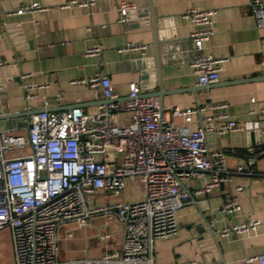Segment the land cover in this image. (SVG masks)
I'll list each match as a JSON object with an SVG mask.
<instances>
[{
    "label": "crops",
    "instance_id": "0c3cea01",
    "mask_svg": "<svg viewBox=\"0 0 264 264\" xmlns=\"http://www.w3.org/2000/svg\"><path fill=\"white\" fill-rule=\"evenodd\" d=\"M26 1L29 0H0V114L39 112L46 103L55 111L80 107L93 113L99 106L108 104L107 100L100 92L96 95L88 84L73 82L87 81L101 72L108 75L123 101L127 99L131 82L141 83L143 96L160 90H193L163 97L162 109L167 118H171L175 107L227 102L231 116L247 130L209 137V145L211 149L225 151L232 167L244 163L242 152L246 148H264V121L251 113L264 106V81H245L264 76V28H258L255 22L251 0H150L159 23H164L160 37L163 42L168 36L173 40L171 45H162L160 69L150 20L137 16L136 22L140 24L137 28L133 23H120L116 2L103 1L86 10L77 6L64 8L68 0H38L45 8L43 11L17 15ZM192 7L215 13L214 36L204 50L224 62L220 81L213 86H198L191 67L194 53L190 35L195 27L183 14ZM147 8L146 4L141 10ZM129 43L147 46L146 55L125 50ZM91 47L100 51L87 55ZM22 81L34 87L33 98H27L29 91L22 88ZM25 118L29 117H22L13 133L26 134ZM0 127L9 128L7 124ZM256 168L255 176L235 175L231 182L212 193L195 195L209 181V176L186 181L185 187L193 195V201L177 213V235L156 242V264L194 260L202 264H243L246 258L263 255V155H258ZM131 186L137 188L138 199L144 196L142 185L129 181L119 200H132ZM239 186L243 189L236 192ZM234 198L241 211L224 213V204ZM112 199L100 196L97 201ZM247 218L261 222L256 232L223 233ZM106 233L110 238L101 240L100 234ZM122 242L120 223H110L103 215L95 216L84 228L70 225L60 230L59 261L84 264L86 260L99 259L106 252L120 249ZM0 264H14L8 230L0 231Z\"/></svg>",
    "mask_w": 264,
    "mask_h": 264
},
{
    "label": "built area",
    "instance_id": "2783aa9c",
    "mask_svg": "<svg viewBox=\"0 0 264 264\" xmlns=\"http://www.w3.org/2000/svg\"><path fill=\"white\" fill-rule=\"evenodd\" d=\"M103 1L117 3L122 24H129V13L138 9L137 0H68L64 8L89 10ZM251 7L258 28H264V0H251ZM44 9L38 0H29L16 14ZM214 15V11L194 7L183 14L195 27L190 35L191 67L201 87L220 81L224 62L204 50L214 36ZM125 50L139 51L144 57L147 46L129 43ZM99 51L91 47L87 55ZM76 83L88 84L109 103L93 113L80 107L55 111L46 103L41 111L24 119L26 134L13 133L19 123L11 130L0 127V231L11 234L14 264H62L60 230L70 225L84 228L99 215L123 226L122 246L84 264H156V242L177 235V213L193 201L186 181L209 176L206 185L195 191L201 195L214 192L235 175L257 174V158L264 156V148H246L244 163L235 167L229 165L225 151L210 148L209 137L247 130L231 116L227 102L175 107L167 118L157 97L143 96L140 82L129 84L124 101L108 75L101 72ZM21 86L29 91L27 98H33L34 87L23 81ZM251 101L255 103L254 98ZM251 113L264 121V106ZM129 181L141 184L144 196L135 201L119 200ZM242 189L239 186L236 192ZM100 196L113 199L100 203ZM222 211L238 213L241 205L234 198ZM260 224L247 218L223 233L256 232ZM110 236L100 234L99 238ZM243 264H264V254L246 258Z\"/></svg>",
    "mask_w": 264,
    "mask_h": 264
},
{
    "label": "water",
    "instance_id": "95a60500",
    "mask_svg": "<svg viewBox=\"0 0 264 264\" xmlns=\"http://www.w3.org/2000/svg\"><path fill=\"white\" fill-rule=\"evenodd\" d=\"M137 4H138V9L136 11H132L129 13V23H133V27H140V24H138L136 22V18L138 16L139 19H145V20H150L152 27H153V33H154V37H155V42H154V46L156 47V56H157V63H158V68L160 69L161 67V60H162V45L163 43L169 44L171 45V43H173L172 37L168 36L167 40H165L166 42H163V39L160 37V31L164 29L163 24L164 23H159V20L157 19V17L155 16L154 12H153V6L151 4L150 0H137ZM146 4L148 6V10L144 11L141 10V8H145ZM144 11V12H143ZM170 49V48H169ZM244 81V80H242ZM247 82H254V81H264V76L262 77H256V78H252L250 80H245ZM238 83V82H236ZM213 86V85H212ZM189 91H193L187 89V90H174L173 92H163V91H158L155 94H147L145 95L146 97H153V95L155 97H157L161 103V107H162V101H163V97L165 95H169V94H177V93H181V92H189ZM107 102L109 103V101L107 100ZM38 112L36 111H30L29 113H21V114H0V124L2 126H4V124L8 125V129L11 130L17 123H19L22 119V117H30L34 114H36ZM214 239H216V236H213Z\"/></svg>",
    "mask_w": 264,
    "mask_h": 264
},
{
    "label": "rangeland",
    "instance_id": "374dc122",
    "mask_svg": "<svg viewBox=\"0 0 264 264\" xmlns=\"http://www.w3.org/2000/svg\"><path fill=\"white\" fill-rule=\"evenodd\" d=\"M137 188L134 186H131V188H129V192H130V194L132 195V200H130V201H135V200H137L138 199V193H137Z\"/></svg>",
    "mask_w": 264,
    "mask_h": 264
}]
</instances>
